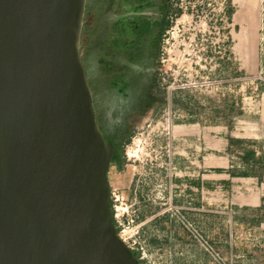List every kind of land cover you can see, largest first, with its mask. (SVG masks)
Masks as SVG:
<instances>
[{"label":"rangeland","instance_id":"obj_1","mask_svg":"<svg viewBox=\"0 0 264 264\" xmlns=\"http://www.w3.org/2000/svg\"><path fill=\"white\" fill-rule=\"evenodd\" d=\"M171 2L148 114L123 128L94 97L114 224L140 264H264V6Z\"/></svg>","mask_w":264,"mask_h":264},{"label":"water","instance_id":"obj_2","mask_svg":"<svg viewBox=\"0 0 264 264\" xmlns=\"http://www.w3.org/2000/svg\"><path fill=\"white\" fill-rule=\"evenodd\" d=\"M88 0H0V264H140L81 56Z\"/></svg>","mask_w":264,"mask_h":264},{"label":"flooded vegetation","instance_id":"obj_3","mask_svg":"<svg viewBox=\"0 0 264 264\" xmlns=\"http://www.w3.org/2000/svg\"><path fill=\"white\" fill-rule=\"evenodd\" d=\"M171 0H93L90 82L110 121L129 127L148 114L155 59Z\"/></svg>","mask_w":264,"mask_h":264},{"label":"crops","instance_id":"obj_4","mask_svg":"<svg viewBox=\"0 0 264 264\" xmlns=\"http://www.w3.org/2000/svg\"><path fill=\"white\" fill-rule=\"evenodd\" d=\"M262 2V5L264 6V0H261ZM87 5H91V11H90V20H91V26H92V23H93V0H88L87 2ZM92 28V27H91ZM89 52H90V46H89ZM177 126H183L182 124H179ZM208 141H210V139L208 138ZM209 159H213L214 161H217L219 164H224L225 163V157H221V156H216V155H213V156H209ZM220 161H223L222 163H220ZM218 165V164H217Z\"/></svg>","mask_w":264,"mask_h":264},{"label":"trees","instance_id":"obj_5","mask_svg":"<svg viewBox=\"0 0 264 264\" xmlns=\"http://www.w3.org/2000/svg\"><path fill=\"white\" fill-rule=\"evenodd\" d=\"M90 14V13H89ZM91 20H90V16H88V19H87V30L89 31L90 33V30H91ZM101 110V109H100ZM102 111V110H101ZM116 159V158H114ZM230 170V169H229ZM246 173H250L249 171H247Z\"/></svg>","mask_w":264,"mask_h":264}]
</instances>
